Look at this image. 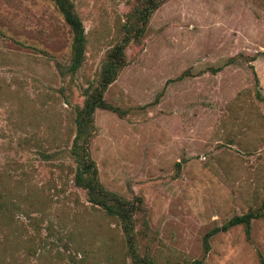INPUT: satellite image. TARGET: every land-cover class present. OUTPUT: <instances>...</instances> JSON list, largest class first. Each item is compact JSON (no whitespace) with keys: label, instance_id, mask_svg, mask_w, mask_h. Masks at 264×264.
Returning <instances> with one entry per match:
<instances>
[{"label":"rangeland","instance_id":"1","mask_svg":"<svg viewBox=\"0 0 264 264\" xmlns=\"http://www.w3.org/2000/svg\"><path fill=\"white\" fill-rule=\"evenodd\" d=\"M71 2L86 34L74 74L53 1L0 0V264H132L117 220L73 184L68 149L82 89L133 0ZM125 54L104 93L120 111H95L90 152L107 190L142 200L138 253L153 264H264V215L249 239L236 225L203 252L213 228L264 214V0H166Z\"/></svg>","mask_w":264,"mask_h":264},{"label":"trees","instance_id":"2","mask_svg":"<svg viewBox=\"0 0 264 264\" xmlns=\"http://www.w3.org/2000/svg\"><path fill=\"white\" fill-rule=\"evenodd\" d=\"M52 1L71 33L70 61L67 71L74 74L84 60L85 30L71 0ZM165 1L133 0V5L126 14V20L122 25L123 33L120 42L106 52L95 83L82 89L83 101L80 106L74 108V135L68 149V155L75 165L73 184L85 192L89 203L99 207L107 216L117 220L132 264H153L148 255L141 256L136 249V216L138 214L143 215L145 208L140 197L134 196L127 199L107 190L100 182L96 163L90 152V145L96 132L94 113L97 109L120 111L105 100L104 93L127 63L126 48L131 42H139L146 31L150 17ZM219 69L220 67L211 68L214 72ZM255 82H258L257 77ZM256 97L262 99L260 91L256 92ZM263 215L262 212L250 210L243 214L234 215L220 227H215L207 232L203 238L204 255L209 250L210 237L220 231H227L230 227L242 225L245 235L249 239L251 221ZM200 261L202 260H197V262Z\"/></svg>","mask_w":264,"mask_h":264}]
</instances>
